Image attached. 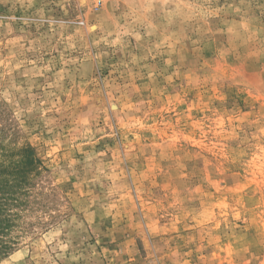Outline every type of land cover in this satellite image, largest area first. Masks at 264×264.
<instances>
[{
	"label": "rangeland",
	"instance_id": "374dc122",
	"mask_svg": "<svg viewBox=\"0 0 264 264\" xmlns=\"http://www.w3.org/2000/svg\"><path fill=\"white\" fill-rule=\"evenodd\" d=\"M0 264H264V0H0Z\"/></svg>",
	"mask_w": 264,
	"mask_h": 264
}]
</instances>
